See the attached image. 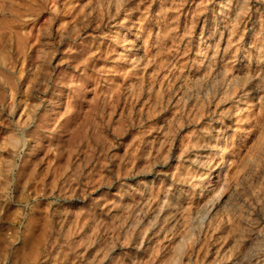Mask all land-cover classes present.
<instances>
[{"label":"rangeland","instance_id":"rangeland-1","mask_svg":"<svg viewBox=\"0 0 264 264\" xmlns=\"http://www.w3.org/2000/svg\"><path fill=\"white\" fill-rule=\"evenodd\" d=\"M262 196L264 0H0V264H264Z\"/></svg>","mask_w":264,"mask_h":264},{"label":"bare ground","instance_id":"bare-ground-1","mask_svg":"<svg viewBox=\"0 0 264 264\" xmlns=\"http://www.w3.org/2000/svg\"><path fill=\"white\" fill-rule=\"evenodd\" d=\"M204 146H205V145H204ZM139 175H140V174H139ZM141 178H142V177H141ZM262 197H263V196H262ZM263 198H264V197H263ZM160 203H161V202H160ZM229 229H230V228H229ZM230 230H231V229H230ZM238 232H239V231H238ZM239 233H241V232H239ZM239 233H238V234H239ZM232 234H233V233H232ZM236 234H237V233H236ZM239 239H240V238H239Z\"/></svg>","mask_w":264,"mask_h":264}]
</instances>
